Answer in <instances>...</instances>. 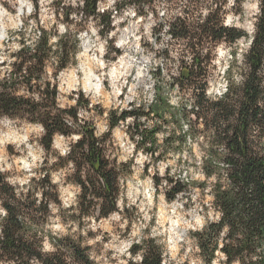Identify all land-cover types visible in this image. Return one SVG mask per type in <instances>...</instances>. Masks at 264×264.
I'll use <instances>...</instances> for the list:
<instances>
[{
  "label": "trees",
  "instance_id": "16d2710c",
  "mask_svg": "<svg viewBox=\"0 0 264 264\" xmlns=\"http://www.w3.org/2000/svg\"><path fill=\"white\" fill-rule=\"evenodd\" d=\"M99 2L81 0L77 11L97 20L102 30L108 31L112 29V13L130 8L138 16L151 15L155 19L152 27L155 38L165 30L172 41L160 50L159 56L176 64V73L168 75V88L177 91L182 103L169 120H163L168 126L165 143L177 145L179 150L195 144L200 152L204 182L167 179L169 185L164 196L171 202L176 195L186 194L190 185L201 191L209 188L210 204L218 219L190 233L202 263L213 264L218 260V264H264V0H259V12L250 35L234 25L224 24L226 0H119L112 12L102 13L97 11ZM33 3L36 7L37 1ZM160 4L164 12L158 17ZM241 5V0H232L233 17L241 16ZM68 34L66 31L57 36L54 45L50 44L46 31L39 33L34 46L20 41L11 75L0 82V116L39 124L43 130L40 144L46 152L55 135L69 137L74 132L80 136L63 158V163L73 168L72 182L80 188L77 205L69 208L73 211L71 220L80 228L81 219L92 208L98 210L97 219L118 211L119 172L108 168L101 139L94 136L93 129L86 123L78 124L81 120L77 109L57 107L55 87L41 80L50 60L55 62V75L75 62L78 41L69 46ZM241 41L248 45L239 54L236 47ZM220 45L230 50L223 72L226 90L220 96H211L209 71ZM164 72V68H156L153 75L161 76ZM20 87L29 95L37 94V99L18 95ZM78 101L79 106L87 107L86 101L83 104ZM164 104L160 99L159 105ZM114 114L109 116L110 128L129 117L141 144L146 143V130L140 128L139 119L150 112H142L139 107L115 118ZM157 132L154 128L150 131L151 135ZM148 151L154 153L151 148ZM86 169L88 174L84 173ZM153 181L155 188H159L161 178L154 177ZM50 190L47 174L26 185L23 199L17 197L21 193L16 194L6 186L0 190L4 211L0 218V264H112L93 254L87 237L38 235V227L45 224L50 213L49 203L58 205ZM37 192L40 200L34 198ZM45 243L49 244V251L44 250ZM128 253L127 264H165L163 247L154 238H142L132 244ZM135 257L138 262H134Z\"/></svg>",
  "mask_w": 264,
  "mask_h": 264
},
{
  "label": "rangeland",
  "instance_id": "374dc122",
  "mask_svg": "<svg viewBox=\"0 0 264 264\" xmlns=\"http://www.w3.org/2000/svg\"><path fill=\"white\" fill-rule=\"evenodd\" d=\"M36 1L35 7L33 0H0V82L11 75L21 40L25 45L34 46L39 33L46 31L50 44L54 45L57 36L68 31V45L73 46L74 40L78 41L75 62L55 75L56 65L50 60L41 80L55 87L57 107L63 110L76 108L81 120L78 124L86 123L93 129L94 136L101 139L108 168H116L119 172L116 185L118 211L97 219L98 210L92 208L91 213L81 219L82 226L78 228L71 220L73 211L69 208L77 205L80 188L72 182L73 168L70 164L65 165L63 158L80 136L74 132L69 137L55 135L49 152H46L40 144L43 130L39 124L7 116H0V175L3 177L0 190L6 186L16 194L21 193L17 197L23 199L26 185L47 174L52 187L50 191L58 205L49 203L50 213L45 224L38 227L40 233H36L87 237L99 260L127 264L132 244L142 238H154L163 247L165 264H203L190 233L218 219L210 204L209 188L201 191L190 185L186 194L176 195L171 202L164 196V189L169 185L167 179L204 182L196 145L179 150L177 145L171 147L165 143L168 126L163 120H169L170 114L182 103L177 91L168 88V75L176 73V64L163 61L159 56L160 50L172 44L167 33L163 30L155 38L152 33L155 19L151 15L138 16L130 8L117 14L113 12L112 29L105 31L97 20L77 11L81 0ZM118 1L100 0L97 11L112 12ZM241 4L242 14L236 18L230 13L232 0H226L224 24L234 25L250 35L259 12V0H241ZM163 12L160 4L158 17ZM247 45L248 42H239L237 52L242 54ZM229 51L223 45L215 50L209 71L208 94L211 96H220L226 90L223 72L229 61ZM156 68H164L165 72L155 76ZM89 74L98 78L99 91L84 88L83 81ZM17 94L37 99V94L29 95L23 87ZM160 99L165 103L162 106ZM78 100L81 104L86 101L87 107L79 106ZM139 107L142 112H150L149 116L139 119L140 128L146 130L143 145L133 130L131 118L120 121L113 128L109 126L111 113H115L112 115L115 118L121 112ZM66 119L70 121L69 117ZM153 128L158 131L155 135L150 133ZM149 148L154 150L153 154ZM84 173L89 171L86 169ZM154 177L161 178L159 188L154 186ZM34 198L40 200L39 192ZM3 216L0 201V218ZM44 250H50L48 243L44 244ZM138 259L135 257L134 262ZM213 264H218V260Z\"/></svg>",
  "mask_w": 264,
  "mask_h": 264
},
{
  "label": "bare ground",
  "instance_id": "6f19581e",
  "mask_svg": "<svg viewBox=\"0 0 264 264\" xmlns=\"http://www.w3.org/2000/svg\"><path fill=\"white\" fill-rule=\"evenodd\" d=\"M96 81V82H94ZM83 86L86 90L90 91H99V80L98 78L92 76L91 74L87 75L83 81Z\"/></svg>",
  "mask_w": 264,
  "mask_h": 264
},
{
  "label": "water",
  "instance_id": "95a60500",
  "mask_svg": "<svg viewBox=\"0 0 264 264\" xmlns=\"http://www.w3.org/2000/svg\"><path fill=\"white\" fill-rule=\"evenodd\" d=\"M2 180H3V177H2V175H0V183H1Z\"/></svg>",
  "mask_w": 264,
  "mask_h": 264
}]
</instances>
